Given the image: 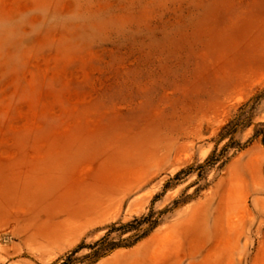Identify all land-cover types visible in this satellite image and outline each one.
Instances as JSON below:
<instances>
[{"label": "rangeland", "instance_id": "374dc122", "mask_svg": "<svg viewBox=\"0 0 264 264\" xmlns=\"http://www.w3.org/2000/svg\"><path fill=\"white\" fill-rule=\"evenodd\" d=\"M0 264H264V0H0Z\"/></svg>", "mask_w": 264, "mask_h": 264}, {"label": "trees", "instance_id": "16d2710c", "mask_svg": "<svg viewBox=\"0 0 264 264\" xmlns=\"http://www.w3.org/2000/svg\"><path fill=\"white\" fill-rule=\"evenodd\" d=\"M214 158H215V154L213 153V154L209 157L208 160H209V161L217 160V159H214ZM155 224H156V223H154V224L152 225V228H150V229H153V228L155 227ZM150 229H149V230H150ZM149 230H148V231H149ZM147 234H148V232L144 233V234L142 235V237H145ZM102 241H103V240H102ZM101 243H102V242H101Z\"/></svg>", "mask_w": 264, "mask_h": 264}]
</instances>
